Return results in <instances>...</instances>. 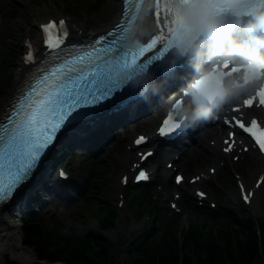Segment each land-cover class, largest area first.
Segmentation results:
<instances>
[{"label": "snow or ice", "instance_id": "1", "mask_svg": "<svg viewBox=\"0 0 264 264\" xmlns=\"http://www.w3.org/2000/svg\"><path fill=\"white\" fill-rule=\"evenodd\" d=\"M141 2L146 3L147 0ZM156 2L159 5L160 0ZM180 2L190 4L192 0ZM124 3V17L130 22L134 17H129L130 0H124ZM257 7H264V0L259 5L256 0H249L245 10L253 12ZM166 10L168 15L163 17V27L168 28V47L171 48L172 38L181 35L187 25L176 0H168ZM156 18V26H159L161 13L158 7ZM169 21L173 27H168ZM129 22L122 21L112 31L99 36L87 46L65 43L69 32L62 19L58 28L55 22L40 25L45 35L44 56L37 60L29 45L25 63L31 62L36 67L28 74L10 106L0 114V203L10 200L29 181L46 154L45 150L53 144L58 133L62 130L71 131L82 121L90 120L96 114L97 106L104 107L105 102L118 103L125 91L134 88L131 81L136 73L150 68L153 79H170L181 73L182 61L174 59L173 55L162 62H159L160 55L138 60L154 49L162 37L152 34L147 41L133 44L128 35ZM223 67L228 68V64ZM255 67L264 73V64ZM247 70H254L253 64H248ZM232 71L239 69L233 68ZM244 78L249 82L248 75ZM251 79H256V76L253 75ZM243 105L248 108L264 106V85L259 87L254 96L245 99ZM234 111L239 112L240 109L235 108ZM232 119L235 124L231 126H239L249 133L264 152V129L258 126L257 120L253 118L250 126H246L242 120ZM172 121L173 116L169 114L159 129L162 136L175 133L182 127L180 122ZM225 123H229L227 118ZM145 139L140 137L135 142L139 144ZM230 149L231 144L225 151ZM60 176L63 177L64 173L61 172ZM147 178L144 171H140L137 176V180ZM180 180L177 177V183ZM241 193L248 202L252 194H244L243 185Z\"/></svg>", "mask_w": 264, "mask_h": 264}, {"label": "trees", "instance_id": "2", "mask_svg": "<svg viewBox=\"0 0 264 264\" xmlns=\"http://www.w3.org/2000/svg\"><path fill=\"white\" fill-rule=\"evenodd\" d=\"M65 15L78 19L80 13L72 9ZM24 31L20 27L16 34L22 36ZM92 199L95 201H89L80 210L81 216L88 220L78 221L74 236L63 237L58 224V228L52 229L38 217L26 216L22 221L24 244L40 261L52 264H264V221L256 223L251 218L244 223L233 221L209 234L192 227L183 239L174 226L160 245L145 251L133 248L123 251L93 229L113 226L115 211L106 202ZM7 264L18 263L7 261Z\"/></svg>", "mask_w": 264, "mask_h": 264}, {"label": "bare ground", "instance_id": "3", "mask_svg": "<svg viewBox=\"0 0 264 264\" xmlns=\"http://www.w3.org/2000/svg\"><path fill=\"white\" fill-rule=\"evenodd\" d=\"M88 2L89 0H86V4ZM109 2H110V7L108 12L105 14L103 20H101L99 24L95 27H91L89 22L79 23L74 21L73 19L68 20V17L64 13L59 12L58 19L59 20L66 19L68 21L67 25L71 33L72 43L90 44L96 40L95 37L97 35L102 33L106 34L107 32H109V28L119 18L122 9L123 0H109ZM39 18H43L40 11L35 12L32 16L27 17L29 21H31L32 19L36 20L35 24H33V30L35 31V34L33 36L29 35L27 37V42L33 44L37 48L39 56H43V54L45 53V49L42 46V33L40 31L41 23L39 22L37 23ZM50 18L55 20L54 17H50ZM32 69L33 66H27V64L25 63V59H23L21 63H19V67L15 74L16 78L14 82V90H12V97L10 98V102L13 101L14 96L17 94L18 89H20L21 86L24 84L25 79L28 76V73H30ZM10 102H8V104H6L3 107V110L2 112H0V114H3V112H5V110L10 106ZM159 118L160 117L158 115H154L149 119H147L146 122L150 127H153L158 122ZM136 126H138V124H136ZM148 135L150 136L151 139L149 144L150 146L153 147L155 145V141L157 137L153 135V132L150 129L148 130ZM217 142L218 143L222 142L221 136H218ZM198 145L207 154L206 163H215L214 160L221 157V154L219 152V147H211L208 144V140L206 138L201 137ZM138 151L139 149H134L132 143L129 151L127 152L126 156L123 158V171L124 174L127 176H130L132 173V170L134 168V165L132 164L138 161L137 159ZM169 162L170 161H168L167 164ZM256 164L260 166L258 172H260L262 177H264V170L261 167V163L258 160H256ZM40 180L41 178H38L36 183H39ZM203 181H205V179H203ZM121 185L122 184L118 185V188L120 190L123 189ZM246 186L247 188H250L251 187L250 182H247ZM28 187L29 188L27 187L24 188V190L18 196L21 197L23 201L27 200L28 206L30 208L38 209V206L42 202V196L40 194V191L36 186H34V183H31L30 185H28ZM252 191L255 192V197L253 201H255V203L257 202V207L261 209L263 206V199L262 197H260L261 196L260 190H256L254 186L252 188ZM46 194L47 192H45V198H46ZM2 211L3 213L0 212V264H6V259L8 256H10V253H13L14 259L11 256L10 258L14 260V262H17L18 264L19 263L20 264H52L47 261H40L36 257L35 252L24 244L23 237L21 234L22 225L14 219L15 215H12L13 212L8 211L5 207L2 209ZM259 214L260 212L257 213V215ZM134 230L135 229H133L132 231Z\"/></svg>", "mask_w": 264, "mask_h": 264}, {"label": "rangeland", "instance_id": "4", "mask_svg": "<svg viewBox=\"0 0 264 264\" xmlns=\"http://www.w3.org/2000/svg\"><path fill=\"white\" fill-rule=\"evenodd\" d=\"M17 2H19V3H17ZM41 2H42V0H41ZM43 2H44V5H42L40 7L37 4V0H35L34 2H31V0H15V3L18 4V6H20L22 9V15L20 16V18L15 23L14 35L12 36V39H10V41H9V44L12 45V48H15V51L12 52V54H13V58L16 62L14 63V66H12V68L10 69V71L8 73V76L11 77L10 84H9L10 88L8 90L6 89L3 97L0 98V112H2L3 107L6 104H8V102L10 101L12 89H13V84H14V81L16 78L15 74H16V71L19 67V63H21V61L24 57L23 46L25 45L26 37L29 35L30 31L33 30V24H35V22H36L35 19H32L30 22H26V20H25L26 16L29 13H33V12L35 13V12L40 11L42 13V16L44 19H46L47 17L58 18L59 12L67 14L68 11H69V13H70V11H72V9L69 8L67 5L70 2L69 0L67 3L65 2V0H56V4H57L56 6L57 7H53V8H52V6H49L48 0H43ZM93 18H94V15H92V17H88V20H92ZM69 19L70 18H68V20ZM78 19L80 21H78V20H74V21H76V22L77 21L78 22L88 21V20H85V18L81 14H80ZM20 27L25 29L24 35H22V36L19 34H16V32L19 31ZM33 33H35L34 30H33ZM14 37H16V38H14ZM126 142H129V144H130L132 142V137H128ZM123 151H127V145H125V144H122L121 147L119 148V151H118L119 154H114V158L116 159V163H115L116 165H115V169H114L115 176L112 179L114 192L111 196H112V199L117 206L120 205L119 203L122 200V195L120 194V191H116L114 184L115 183L120 184V178L123 175V172H122L123 164L121 161V154L123 153ZM77 165H78V162H77V160H75V163L72 166V168L75 171H76ZM247 165L249 168L252 169V172H248V171L238 172V173L234 174V176L238 175V176H240V179L243 177L245 179V182L250 181L251 186H252L256 180V177H253V175L256 172L257 166L254 164V162H251V161L248 162ZM104 176H106V175H103L102 177H104ZM224 181H226V178L224 180H222V182L218 185V187H220ZM233 193L235 194V196L233 195ZM229 195H230V201L232 203L240 204L241 200H240V195H239V191H238L237 186H236V190L230 192ZM261 197H262V199L264 198V190L262 191ZM211 201L217 202V199L211 198ZM45 209L47 211L51 210L52 213H56V214L60 215V217H62V218H66L68 216H71V217L73 216V214H69V213H67V211H64V207L62 205H59V204L52 205L51 207L47 206ZM250 209L256 215V208L251 207ZM260 216H264V207L261 211ZM199 221L200 220L198 218H196L197 224H201V223H198ZM68 222H71V221H68ZM133 227H136L137 231L131 233V230ZM182 227L185 229L189 228V225H188L186 220H183V226ZM142 228H143L142 222L135 221L126 209H120L117 226L114 229L107 231L106 235L109 238L113 239L114 241H117L120 238L129 239V238H133V237L137 236L140 233V231L142 230ZM21 234H22V237L24 240L23 233H21ZM10 256L13 258L14 257L13 253H10ZM10 256L7 257L6 264H7V261H13L14 262V260H12L10 258Z\"/></svg>", "mask_w": 264, "mask_h": 264}, {"label": "clouds", "instance_id": "5", "mask_svg": "<svg viewBox=\"0 0 264 264\" xmlns=\"http://www.w3.org/2000/svg\"><path fill=\"white\" fill-rule=\"evenodd\" d=\"M249 0H192L190 4H183L177 0L180 14L184 17L187 29L193 35H204L210 40L209 51L212 53L222 52L226 44L231 39V27L222 25L218 20V15L222 9H231L237 16L244 13ZM254 15L260 24L264 25V7L249 13ZM233 51H242L239 45L233 46ZM248 57L247 64L257 63L264 64V58H261L258 51L245 53ZM231 63V61L229 62ZM245 78L241 77L232 81V87L229 88L227 81L221 84L217 81L215 84L201 86L199 83L194 84V88H200L206 93H211L217 99L225 102L229 94L232 99H236L244 91L245 85L248 84ZM209 120L215 118L211 109L198 111L194 119Z\"/></svg>", "mask_w": 264, "mask_h": 264}]
</instances>
